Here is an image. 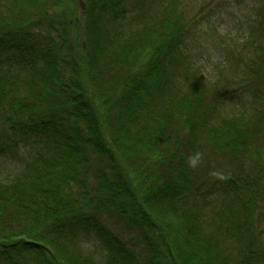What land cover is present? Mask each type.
Returning <instances> with one entry per match:
<instances>
[{
	"label": "rangeland",
	"instance_id": "rangeland-1",
	"mask_svg": "<svg viewBox=\"0 0 264 264\" xmlns=\"http://www.w3.org/2000/svg\"><path fill=\"white\" fill-rule=\"evenodd\" d=\"M116 16L119 17L115 19ZM0 35H3L0 75L8 79L20 73L27 80H32L30 77L35 73L33 79L39 80L38 70L46 68L40 53L47 50L57 54V69L66 78L74 75L79 79L74 70L81 69L83 65L77 67L74 62L86 61V56L92 59L93 62L87 66H94L95 79L100 86L98 89L113 88L112 74L119 66L138 73L136 76L142 78L138 89L131 90L126 85L122 91L111 90L108 95L98 96L100 101L93 102L97 104L95 111L87 109L91 112L87 116L92 115L97 120L96 130L106 133L111 142L113 138L110 134L115 135L118 129L131 139L142 137V128H155L152 120L156 121V126L162 127L158 137L161 138L168 129L164 123L169 118L168 114L180 108L176 103L190 101L198 92H202L198 98L201 105L193 110L190 119L199 118V123L206 119L205 123H208V129L214 136L221 128L232 132L234 121L243 124L239 129V134H243L239 137L242 149L220 148L215 142L204 140L188 145L189 141H193L188 140L191 130L180 128L181 120L176 117L179 121L173 129L175 132L170 133V143L165 142L160 147L169 148L177 162H181L178 151L183 148L187 150L188 157L202 154L197 167L184 163L194 184L193 187L179 184L185 190L181 204L193 207L198 213L195 219L204 224L203 232L217 243V246L213 245L215 255L222 252V257H216L218 263L242 264L250 258L251 264H257L254 258L260 255L261 249L264 250V0H0ZM14 38L17 39V47ZM61 39L66 40L65 47L59 48ZM168 41V47L174 46V54L172 58L166 56V59L173 63H159L164 81L154 84L158 80L153 81V77L147 74L150 67L156 64L152 57L163 56L166 48L158 47ZM137 46L144 48V59L138 56L139 52L129 54L128 48L132 50ZM30 60L35 71L24 67L26 64L23 62ZM128 71L126 78L131 74ZM90 81V74L86 72L84 83H88L94 93L95 84ZM104 92L105 89L99 90L96 95ZM20 96L26 95L21 93ZM135 97L138 101L132 100ZM26 99L31 107L36 103L33 96H26ZM129 102L133 108L125 111ZM30 114L28 119L37 121L45 117L34 110H30ZM12 119L6 120L5 128L0 125L2 183H7L12 175L15 178L23 173H35L33 165L39 162L37 153L26 149L27 140L23 142L20 138L23 136L21 122L13 121L16 131L10 128ZM84 122L82 118L79 121L86 129ZM55 123L66 127L61 119ZM200 128L201 124L192 131L198 132ZM175 133L179 136L178 140L173 137ZM144 136L151 140L155 135ZM103 141H99V146ZM43 142L50 148L49 140ZM111 142L107 141V144ZM246 143L248 146L245 148ZM11 147H15V153L11 152ZM42 147L43 143L37 146L39 149ZM90 152L96 159L92 166L94 170L107 162L106 156L98 151L99 155L97 148ZM229 173L234 177L232 180L218 178ZM54 186L55 180H51L41 190L50 192L48 188ZM77 191L76 188L72 191L74 196ZM38 197L45 198L42 192ZM178 198H181V192ZM40 205V208L44 207ZM97 206H92L86 214L81 211L75 213L70 217L72 226L65 225L62 229L63 242L71 246L69 254H73L75 261L105 264L109 255L107 244L110 245L106 241L107 236L102 234L105 226L108 234L119 236L136 252L148 243L139 229L131 227L127 219L117 217L118 211L112 216L106 213L107 209ZM8 213L17 219L14 222L16 225H20L22 220L32 222L28 211L14 213L12 208ZM58 213L63 214L60 210ZM70 213L71 210H66L63 217ZM45 214L41 215L42 220ZM89 214L90 223L85 221ZM63 217H52L51 224L46 215L45 221L49 224L43 228L47 234L62 228ZM246 218L250 220L246 221ZM16 228L8 221H0V236L5 237ZM256 234L258 237L255 240L252 236ZM20 240L26 243L24 237ZM2 247L0 243V249ZM8 250L0 251V264H32L39 253L24 244H15ZM20 253L22 256H19ZM10 256L20 257V260L8 262L6 259ZM69 263L74 262L68 260ZM136 264L144 262L141 260L139 263L138 258Z\"/></svg>",
	"mask_w": 264,
	"mask_h": 264
},
{
	"label": "trees",
	"instance_id": "trees-1",
	"mask_svg": "<svg viewBox=\"0 0 264 264\" xmlns=\"http://www.w3.org/2000/svg\"><path fill=\"white\" fill-rule=\"evenodd\" d=\"M118 17L116 16L115 19ZM2 39L3 35H0V44H2ZM63 39L57 47H63L66 41ZM91 39L94 38L91 37ZM13 42L17 47V39L14 38ZM169 43L170 41L166 45L162 44L158 47L163 50L166 48L163 56L152 57L156 64L150 67L147 74L153 77V81L158 80L153 82L154 84L164 81L161 63H173L166 59V56L172 58L174 54L172 52L174 46L168 47ZM128 49L129 54L135 55L139 52L138 56L144 59L142 53L145 52L144 48L137 46L132 50ZM47 51L40 53L46 68L38 70L40 72L39 80L33 79L35 73H32V77H30L32 80L29 78L27 80L26 76L20 73H15L16 75L10 79L0 75V125L5 128L6 120L14 118L11 120L10 128L12 131H16L13 121L21 122L23 136L20 138L23 142L27 140L26 149L33 153L36 152V159L39 161L33 165L35 168L32 171L35 173H23L15 178L12 175L7 183L0 182V206L2 209L0 210L2 215L0 221H8L17 227L5 237L0 236V243L3 244L0 251L7 252L15 244H24L25 247L34 248L39 252L37 259L34 260L35 263L32 264H67L68 260L74 262L69 264H84L75 261L73 254L70 256L69 248L71 246L63 242L62 229L65 225L72 226L69 223L72 215L80 211L86 214L92 206L98 205L99 208L107 209L106 213L112 216L118 211L119 215H116L119 219H127L128 224L139 229L148 240L140 252H136L134 247L119 236L114 237L108 234V229L105 226L102 234L106 235V241L110 242V245L107 244L109 255L105 264H136L138 258L139 263L142 260L144 264H219L216 257L218 259L222 257L220 255L222 252L215 255L213 247V245L217 246V243L212 240L213 237L207 236L206 232H203L204 224L195 219L198 213L193 207L185 203L184 206L181 204L185 197V190H182L183 187L179 184H187L186 187H193L194 184L188 177V167L184 165L188 161L187 150L183 148L178 151L181 162H177L178 159H175L174 154H170L169 148L167 150L160 145H164L165 142L170 143L172 138L169 140L170 133L175 132L173 129L176 127L177 121L181 120L180 128L186 127L191 130L188 133V140L190 138L193 141H189L188 145L198 144L204 140L213 141L220 148H240L242 142L239 137H243V134L242 132L239 134V129H242L243 124L234 121L232 132H225L228 128H221L218 135L214 136L208 129V123H205L206 119L202 123L198 122L199 118L190 119L193 110L201 105L198 98L202 92H198L192 100L182 104L180 101L176 103L180 108L176 111L172 110L173 114H168L169 118L164 122L168 129L165 131L166 135L163 134L161 138L158 137L159 132L163 131L162 127L156 126V121L152 120L155 128L152 130L151 128L150 130L142 128L144 132L142 137L131 139L118 129L115 135L110 134V137L113 138L111 142L106 133L96 130L97 120L92 115L87 116L88 113H91L87 112V109L95 111L97 104L93 102L100 101L99 97L110 94L111 90L122 91L126 85L131 87V90H135L142 83L141 76L137 77L138 73L135 74L133 70L119 66V69H116L112 74L114 77L113 88L98 89L100 86L95 79L94 66H87L93 62L92 59H88L86 56V61L74 62L77 67L83 65L81 69L75 68L74 70L79 74V79L74 75L66 78L57 69V54L51 50ZM23 63L26 64H23L26 69L35 71L31 60ZM127 71L131 74L126 78ZM86 72L90 74V82L95 84L96 92L94 93L88 83H84ZM34 81H39V83L35 84ZM103 89H105L104 94L96 95L99 90L103 91ZM21 93L28 97L33 96L34 102H36L33 105L35 108L27 102L26 96H20ZM158 93L162 94L160 88ZM14 94L19 97L16 98ZM132 100L138 101V98L135 97ZM127 108H133V104L129 102L125 105V111ZM30 110L37 111L39 116H45L44 119L38 121L28 119L31 115ZM48 116L49 120H47ZM81 118L85 120L84 127L89 131L80 125ZM58 119L64 121L67 128L60 127L61 124L55 123ZM199 124L202 125V128L198 132L192 131ZM4 128H2L3 131ZM249 133L254 135L253 132ZM144 135L155 136L148 140ZM173 137L176 140L179 139L177 133ZM45 140H49L50 148L43 142ZM99 141H103L100 146ZM107 141L111 144H107ZM150 141L152 142L148 145ZM41 143H43V147L37 148ZM55 143L57 144L55 145ZM247 146L246 143L245 148ZM96 148L97 152L106 156L107 162L94 170L92 166L96 163V159L92 158L90 151H94ZM10 149L11 152H16L15 147ZM106 165L108 166L105 168ZM37 170L38 173H36ZM225 177L231 180L234 178L231 173ZM51 180L53 182L55 180V186L48 188L51 189L50 192L42 191V187L47 183L50 184ZM75 188L79 190L76 196L72 192ZM187 190L189 191L190 188ZM40 192L45 198L38 197ZM180 192L181 198H178ZM40 204L44 207L40 208L42 207ZM177 206L184 210H179ZM12 208H14V213L21 210L28 211V215L32 216L29 220L32 222L27 223L26 220H22L20 225L14 224L17 219L8 213ZM59 210L63 214L66 210H71V213L69 216L63 217V214L58 213ZM45 212V217L47 215L50 218L49 223L51 224L52 217L64 218L60 230L58 228L47 234L43 226L49 223L45 221V217L42 220L41 216ZM90 218L89 214L85 221L90 223ZM249 220L246 218V221ZM21 237H24L26 243L24 240H20ZM69 237H71L70 234ZM252 237L256 240L258 234ZM127 240L131 241V239ZM249 253L252 251L250 250ZM19 256L22 254L20 253ZM10 257L6 259L8 262L20 260V257ZM254 260L257 264H264V250L261 249L260 255L256 256ZM242 264H251L250 258Z\"/></svg>",
	"mask_w": 264,
	"mask_h": 264
},
{
	"label": "clouds",
	"instance_id": "clouds-1",
	"mask_svg": "<svg viewBox=\"0 0 264 264\" xmlns=\"http://www.w3.org/2000/svg\"><path fill=\"white\" fill-rule=\"evenodd\" d=\"M202 160V154L201 153H195V154H192L188 157V165L189 167H192V168H195L198 166L199 162ZM219 179H226L225 176L223 175H220L218 177Z\"/></svg>",
	"mask_w": 264,
	"mask_h": 264
}]
</instances>
